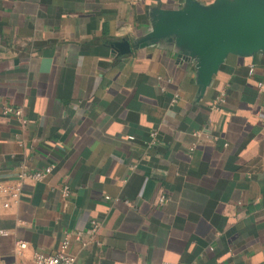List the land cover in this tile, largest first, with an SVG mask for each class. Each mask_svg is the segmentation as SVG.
Segmentation results:
<instances>
[{
    "label": "crops",
    "instance_id": "obj_1",
    "mask_svg": "<svg viewBox=\"0 0 264 264\" xmlns=\"http://www.w3.org/2000/svg\"><path fill=\"white\" fill-rule=\"evenodd\" d=\"M185 3L0 0V182L54 165L0 195V264L66 234L74 264H264V54H230L201 92L195 59L138 46Z\"/></svg>",
    "mask_w": 264,
    "mask_h": 264
},
{
    "label": "water",
    "instance_id": "obj_2",
    "mask_svg": "<svg viewBox=\"0 0 264 264\" xmlns=\"http://www.w3.org/2000/svg\"><path fill=\"white\" fill-rule=\"evenodd\" d=\"M151 15V31L138 46L168 40L181 56L195 59L203 93L230 54H264V0H186L182 9H154ZM116 46L121 54L131 52L128 40Z\"/></svg>",
    "mask_w": 264,
    "mask_h": 264
},
{
    "label": "built area",
    "instance_id": "obj_3",
    "mask_svg": "<svg viewBox=\"0 0 264 264\" xmlns=\"http://www.w3.org/2000/svg\"><path fill=\"white\" fill-rule=\"evenodd\" d=\"M255 70L254 65H250L249 73L253 74ZM262 85L261 83L259 84ZM175 102V100H173ZM218 101L222 102V99H219ZM215 106V105H214ZM217 107V106H215ZM4 114H14L16 115L20 120L24 121L22 118V112L20 109H15L12 106H6L4 108ZM152 137L156 136V132L151 134ZM54 165H50L42 170H35V171H26L22 170L18 173L17 179L14 181L13 184H5L0 182V195H7L8 198L13 200H20L23 196V184L25 181L29 180L31 182H39L42 181L47 174L53 169ZM69 194V188L68 186H64L63 188V196H67ZM109 199V198H108ZM163 201V198L161 202ZM4 207L10 206V201L4 202ZM92 230L97 231V228L99 224L96 221L92 222ZM3 233L0 231V234ZM81 237V233L76 234V238L79 239ZM70 245V236L66 234L64 237V240L61 244L60 252L56 255H48L44 253H35L33 256V261L35 264H74L75 263V257L68 253V247ZM27 247V243L24 241H20L17 243L16 253L21 255L23 250ZM159 264H173L171 262H161Z\"/></svg>",
    "mask_w": 264,
    "mask_h": 264
}]
</instances>
